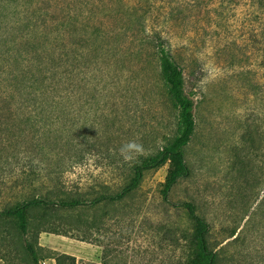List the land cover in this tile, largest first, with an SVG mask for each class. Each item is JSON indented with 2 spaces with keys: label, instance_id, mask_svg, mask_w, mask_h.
<instances>
[{
  "label": "rangeland",
  "instance_id": "rangeland-1",
  "mask_svg": "<svg viewBox=\"0 0 264 264\" xmlns=\"http://www.w3.org/2000/svg\"><path fill=\"white\" fill-rule=\"evenodd\" d=\"M159 46L192 101L188 175L163 196L166 161L119 201L32 207L26 234L0 214V264H35L27 242L37 264L62 250L75 260L59 264H186L184 202L208 223L214 264H264V0H0V212L119 192L173 141ZM130 140L148 150L131 163L119 155Z\"/></svg>",
  "mask_w": 264,
  "mask_h": 264
},
{
  "label": "trees",
  "instance_id": "trees-1",
  "mask_svg": "<svg viewBox=\"0 0 264 264\" xmlns=\"http://www.w3.org/2000/svg\"><path fill=\"white\" fill-rule=\"evenodd\" d=\"M159 68L164 84L167 88L168 94L177 103L179 107L180 129L177 136L173 141L162 147L157 153L142 160L139 164L135 165L132 170V175L128 183L119 191L114 194L102 193L92 198H87L82 195L76 197H68L67 200H58L57 202H50L45 198H33L31 200L22 201L10 208L3 209L0 214L8 217H15L18 221V228L26 234L28 230L27 210L41 206L49 208L52 205H58L66 209L85 208L89 209L103 201L116 202L122 199L135 190L143 177L145 171L156 168L166 161H170L172 166L167 172L163 184L162 194L166 196L171 188L177 181L188 175V166L184 161L182 149L188 144L191 136L193 135L195 122L192 113V101L183 93V78L180 66L171 58L170 53L162 46H159ZM184 208L192 221L193 230L190 238L189 250L191 257L186 264H214L216 261V253L209 247L208 223L200 215L195 212L194 205L189 202L183 203ZM61 229V228H60ZM78 228H71L69 235L65 234V230L58 231L56 227H43L40 232L52 233L56 235L68 236L70 238L85 241L84 238L75 234ZM69 232V231H68ZM40 249L41 246H39ZM26 250L31 255L35 264L38 263L37 255L33 247L27 242ZM56 264H59L61 259L75 260L73 256L65 253L57 254Z\"/></svg>",
  "mask_w": 264,
  "mask_h": 264
},
{
  "label": "clouds",
  "instance_id": "clouds-1",
  "mask_svg": "<svg viewBox=\"0 0 264 264\" xmlns=\"http://www.w3.org/2000/svg\"><path fill=\"white\" fill-rule=\"evenodd\" d=\"M148 154V150L138 140H130L119 148V155L125 162H133L140 156Z\"/></svg>",
  "mask_w": 264,
  "mask_h": 264
},
{
  "label": "crops",
  "instance_id": "crops-1",
  "mask_svg": "<svg viewBox=\"0 0 264 264\" xmlns=\"http://www.w3.org/2000/svg\"><path fill=\"white\" fill-rule=\"evenodd\" d=\"M52 237H56V236H52ZM50 239H51V238H50ZM40 241H41V242H40L41 247H45V246H48V247H49V246H50V245H49V241H50V240H49V237H47V236H44V237L41 236V237H40ZM65 246H66V248L69 247V245H65ZM72 248H74V247L72 246ZM59 250H60V249H59ZM62 251H63V253H65V254H68V255L71 254V255H73V253H69L68 251H64V250H62ZM94 261H96V260H94Z\"/></svg>",
  "mask_w": 264,
  "mask_h": 264
}]
</instances>
